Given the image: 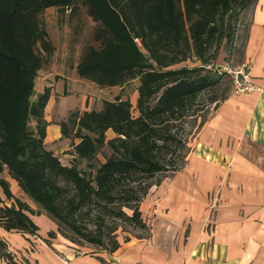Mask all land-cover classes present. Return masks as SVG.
Segmentation results:
<instances>
[{
  "label": "trees",
  "instance_id": "trees-1",
  "mask_svg": "<svg viewBox=\"0 0 264 264\" xmlns=\"http://www.w3.org/2000/svg\"><path fill=\"white\" fill-rule=\"evenodd\" d=\"M247 1L252 0H0V174L7 170L75 245L114 252L121 246L119 223L147 231L139 238H148L140 205L153 186L187 164L192 147L181 165L178 154L186 140L180 127L200 116L199 98L216 89L219 79L207 66L224 39L230 46L237 41L228 23ZM79 5L97 26L96 44L82 54L78 76L103 88L139 80V114L123 98L106 100L100 110L71 113L60 123L62 138L73 146L74 159L66 165L45 145L50 87L32 97L38 73L54 53L41 16L52 7L66 12ZM193 58L201 64L187 65ZM227 91L211 95L210 103L219 105ZM109 130L116 136L107 140ZM105 146L111 154L101 162ZM83 162L87 169L80 168ZM0 186L13 200L0 207V227L36 236L39 226L29 215L35 211L2 177ZM0 258L16 264L1 237Z\"/></svg>",
  "mask_w": 264,
  "mask_h": 264
},
{
  "label": "crops",
  "instance_id": "crops-1",
  "mask_svg": "<svg viewBox=\"0 0 264 264\" xmlns=\"http://www.w3.org/2000/svg\"><path fill=\"white\" fill-rule=\"evenodd\" d=\"M250 20L238 63L252 64L262 91L232 93L207 117L185 172L168 176L149 194L157 204L150 236L123 242L114 252L75 245L5 170L0 177L35 211L29 215L39 226L36 236L0 227L16 264H264V0H255ZM53 98L54 89L48 104ZM46 120L45 145L57 154L61 122ZM218 189L220 205L210 221L208 196ZM0 197V207L13 204L1 186Z\"/></svg>",
  "mask_w": 264,
  "mask_h": 264
},
{
  "label": "rangeland",
  "instance_id": "rangeland-1",
  "mask_svg": "<svg viewBox=\"0 0 264 264\" xmlns=\"http://www.w3.org/2000/svg\"><path fill=\"white\" fill-rule=\"evenodd\" d=\"M255 0L247 1L243 7L235 8L233 11V19L231 25L233 32L240 38H237L236 44L230 46L227 40L224 39L220 44V50L217 57L211 61V67L207 68L216 77L217 67L230 63L237 66L239 59L241 58L242 39L246 33L248 25L250 24L251 14ZM43 26L49 33V40L54 46V53L50 57L48 63L39 71L35 85V95L32 97V101H35L37 97L44 91L46 87H50L51 93L54 98L45 109V117H48L51 122L66 121L71 113L80 111L81 113L89 110H100L103 108V104L106 100H116L118 98L129 99L133 104V115L138 116L137 98L139 95L138 85L139 80H133L127 82L122 87L116 88H103L91 81L81 79L76 71V66L81 60V56L85 49L96 44L93 40L94 32L97 24L88 15L87 9L81 5L76 7V10H68L61 12L57 8H49L41 16ZM235 35V36H236ZM189 66L200 65L201 63L193 58L186 63ZM182 65H185L183 63ZM217 78V77H216ZM219 79V83L216 89L211 93L203 94L199 100V107H203L204 111L200 112V116L192 119L187 118L180 127V135L186 140V147H184L178 155H181L179 161L183 165L185 161V154L190 147L195 143V137L199 130V124L204 118L211 114L216 108V103L211 104L209 99L211 95H221L223 91L227 90L226 94L230 95L233 92L230 80L228 78ZM32 129H35L36 123L33 120L30 123ZM107 140L115 137V133L109 130L106 134ZM53 146H51L52 148ZM50 148V147H49ZM57 155L60 157L64 164H71L73 161L72 155L73 146L72 141L61 137L60 143L54 145ZM111 154L110 149L105 146L98 156L99 161L104 162L106 156ZM177 155V157H178ZM184 158V159H183ZM81 169H87L86 163L83 162L80 165ZM185 172V167L180 171L170 174V177L175 176L178 173ZM179 179L178 182H180ZM177 182V184H179ZM156 186H153L148 195L144 198L140 205L142 216L147 223L152 225V219L157 215V204H151V196L149 194L155 190ZM221 189L212 191L208 196L207 212L209 220L213 221L215 218V212L220 205ZM129 213L131 211L127 210ZM120 224V225H119ZM115 235L119 243L132 241L139 237L146 236L147 231L142 229H136L129 223H119ZM210 228V227H209ZM87 242H83V246H89ZM94 246V245H92Z\"/></svg>",
  "mask_w": 264,
  "mask_h": 264
},
{
  "label": "built area",
  "instance_id": "built-area-1",
  "mask_svg": "<svg viewBox=\"0 0 264 264\" xmlns=\"http://www.w3.org/2000/svg\"><path fill=\"white\" fill-rule=\"evenodd\" d=\"M238 35H236V39ZM236 44V42H235ZM211 67L212 65H208ZM216 76L220 79L228 78L231 83L232 92L237 95L262 91V88L254 81L253 66L250 62H242L237 66L225 63L218 66Z\"/></svg>",
  "mask_w": 264,
  "mask_h": 264
}]
</instances>
